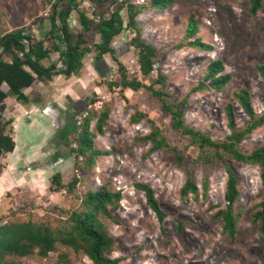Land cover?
Wrapping results in <instances>:
<instances>
[{"label":"rangeland","instance_id":"374dc122","mask_svg":"<svg viewBox=\"0 0 264 264\" xmlns=\"http://www.w3.org/2000/svg\"><path fill=\"white\" fill-rule=\"evenodd\" d=\"M53 1L0 0V36L24 27L26 33L50 45L52 39L48 37V32L51 28ZM149 1L133 0L139 6L147 5ZM249 3L250 0H176L166 9L145 7L136 19L142 27L143 40L157 47L158 58L151 74L144 76L136 70L137 64L133 63L139 59V50L131 45L135 32L128 27L113 41V45L123 43L116 51L117 59L111 54L101 59L97 57L94 45L100 41V35L94 24L85 30L80 22L79 10L85 11L89 17H95L98 9L89 0H78V6L69 18L70 31L74 34L85 32L92 51L86 54L83 66L77 73L79 77H84L82 81L78 80L77 87L83 89L82 98H89L87 103L102 104L98 110L91 108L90 115L104 106L111 107L105 133L97 131V116L90 122V129L96 133L95 147L108 154L100 155L91 169L80 172L82 179L76 188V196L65 189L56 191L51 182L58 170L64 183L73 179L76 173V155L73 151L67 149L66 156L59 163L55 156L37 163L47 168L42 178L32 176L35 171L30 172V169L33 170L36 165L30 164L26 171L31 179L39 180L36 187L24 182L21 175L25 171L22 172L19 165L13 167L8 153L0 155L1 175L10 172L12 181L10 187L0 192V219L6 220L16 213L23 217L33 214L62 220V217L67 216L65 211L79 208L78 197L108 183L113 190L122 194L120 206L113 212L114 219H105L116 239L115 250L110 254L120 259L119 264H262L264 240L260 238L251 216L262 199L260 166L227 156V161L238 176L241 191L240 202L236 205L237 231L235 236H229L223 230L222 221L214 217L217 207L226 205L228 174L225 165L221 162L194 165L198 147L174 129L171 114L164 109L161 100L148 87L122 90L119 84V62L132 78L137 77L146 85L153 83L159 75H164L163 83L154 84L167 93L168 102L189 96L185 123L210 134L215 140L225 139L230 130L224 107L233 100L235 91L248 88L256 112L261 114L264 111V79L257 68L258 65H264V1L257 14L250 13ZM113 7L114 4H110L104 13L108 15ZM122 15L127 22L125 9ZM191 15L199 23L195 37L212 48L199 49L189 44L194 39L187 37ZM52 41L58 44L57 40ZM63 50L62 45L59 50H53L46 58V63H56L57 68L62 69ZM4 57L11 60L8 53ZM105 59L108 64L104 69L98 70L92 65L93 61L99 64ZM215 59L224 62V73H231V80L222 91H194L193 88L204 79L207 65ZM86 66L91 71L86 72ZM4 89L7 90L8 86L4 85ZM10 98L6 99L2 121L6 132L13 137L14 116L11 112L16 102ZM136 111L147 117L134 123L132 117ZM248 119L237 105L238 125L245 126ZM155 126L159 130L158 137H165L185 155L184 164L192 169L199 186L203 176L209 175L208 191L203 194L200 188L198 200L192 195L187 198L181 196L180 190L188 174L178 165L173 151L150 150L152 143L144 137L153 132ZM263 142L264 125L246 136L242 141V149L249 152ZM139 182L149 184L155 190L167 215L163 223L148 206L145 193L136 188ZM56 257L57 252H51L45 259H39L37 255L27 256L23 264H55ZM74 262L94 264L83 253L74 255Z\"/></svg>","mask_w":264,"mask_h":264},{"label":"trees","instance_id":"16d2710c","mask_svg":"<svg viewBox=\"0 0 264 264\" xmlns=\"http://www.w3.org/2000/svg\"><path fill=\"white\" fill-rule=\"evenodd\" d=\"M96 9L95 17H89L83 10H79L80 22L89 29L95 25L100 35V41L94 45L97 57L103 58L111 54L115 59L116 49L113 41L126 27L135 32L131 39V45L138 48L139 61L142 66V74L149 76L154 70L155 60L158 58V49L147 43L142 38V27L138 25L137 15L145 7L169 8L176 0H150L147 5L139 6L133 0H89ZM264 0H250L249 11L252 14L263 7ZM110 4H114L112 11L106 15L104 10ZM78 6V0H54L51 5L50 22L51 28L48 37L58 41L45 45L44 41L38 40L33 34L26 33L24 27L7 32L0 36V155L12 152L16 142L10 133L6 132L2 121L6 109V99L14 96L19 101L27 102L28 96L24 90L32 86L37 80L51 78L59 72L66 76L77 74L82 66L83 59L92 48L87 44L85 32L74 34L70 31L69 18ZM126 10L128 20L125 22L122 11ZM199 31V23L194 15L189 18L187 37L194 38L189 41L192 47L199 49L212 48L211 45L195 37ZM60 45L65 49L61 52L64 67L59 70L56 63L46 67L42 61L49 58L53 50H59ZM11 55L7 60L4 55ZM121 80L119 84L122 90L131 88L139 90L148 87L153 95L157 96L166 111L171 114L174 129L187 136L190 143L199 149L194 165L200 163L212 165L221 162L225 165L228 178L225 189V207H217L214 217L223 223V230L229 236H235L238 225L236 205L240 202V182L235 170L227 161V156L234 160L260 166V178L262 182V199L255 206L251 214L254 224L257 226L259 236L264 240V142L249 152L242 149V141L255 129L264 125V111L258 114L252 103V94L248 88H241L233 93V100L229 101L224 111L228 119L230 134L223 140H215L208 133L198 130L185 123L184 115L189 105V96L174 102L166 100L167 93L155 84L164 82L165 76L159 75L150 85H146L137 77L132 78L125 66L119 62ZM264 79V65L257 66ZM204 79L194 88V91L204 89H216L222 91L232 78L231 73H224L225 65L221 59H215L207 65ZM113 83H111L112 85ZM117 84V83H116ZM4 85L8 89H4ZM264 101V97H263ZM237 105H239L248 121L245 126L237 123ZM111 113L110 106H104L102 110L94 111L82 123L74 121L71 126V151L76 155V173L72 180L64 183L60 172L51 178L56 191L65 189L68 193L76 196V188L82 177L80 172L91 169L98 157L108 154L107 151L95 147L94 138L96 133L90 129V122L97 116V131L105 133ZM147 117L138 111L132 117V121L139 122ZM158 127L145 136L144 139L152 143L151 151L166 149L173 151L179 166L183 167L188 177L181 187V196L187 198L192 195L195 200L199 199L200 188L206 194L209 187V175L205 174L199 186L195 181L192 169L185 166L186 157L181 154L176 145L170 144L165 137H158ZM81 159V161L79 160ZM0 168V176H1ZM136 188L146 195L148 206L156 214L160 223L167 217L162 209L153 187L146 183H136ZM80 206L77 209L68 210L67 216L62 220H55L49 216L37 217L33 214L26 216L13 213L8 219H0V264H23L27 256L37 255L39 259H45L51 252H57L55 264H75L74 255L85 254L94 264H119L120 259L111 256L115 250L116 239L111 233L105 219L113 220V212L120 206L122 194L113 190L108 183L102 184L96 190H88L78 197ZM183 224L180 223V227ZM264 264V257L262 258Z\"/></svg>","mask_w":264,"mask_h":264},{"label":"crops","instance_id":"0c3cea01","mask_svg":"<svg viewBox=\"0 0 264 264\" xmlns=\"http://www.w3.org/2000/svg\"><path fill=\"white\" fill-rule=\"evenodd\" d=\"M122 44L115 43L113 46L117 51ZM62 46L65 49V46ZM46 62V59L42 61L46 67L52 64ZM107 64L106 59L99 64L95 61L92 63L98 70L104 69ZM89 68L86 66L85 71H91ZM47 79V81L37 80L38 82L36 81L24 90L29 98L27 102L19 101L14 96L10 98L16 102L15 108L10 109L12 116H14L13 138L16 146L8 154L13 162V167L19 165L18 167L22 168L21 171H25L21 175L24 182H29L35 187L39 184V180L36 178H42L47 171L44 165L41 166L37 163L49 160L52 156H55L59 163L66 156V150L71 151V126L89 101L88 97L82 98L83 89L81 86L77 87L78 80L81 79L82 81L83 76L79 77V74L66 76L59 72ZM30 164L36 165L33 170L30 169V172L35 171L32 176L36 178L31 179L28 171H26L27 167L31 166ZM57 172L59 170L55 173ZM11 182V173H3L0 176V192L10 187Z\"/></svg>","mask_w":264,"mask_h":264},{"label":"built area","instance_id":"2783aa9c","mask_svg":"<svg viewBox=\"0 0 264 264\" xmlns=\"http://www.w3.org/2000/svg\"><path fill=\"white\" fill-rule=\"evenodd\" d=\"M134 62H135V64H137L136 70H138L140 73H142V66H141L139 59H137L136 61L134 60L133 63ZM132 72H134V71L132 70ZM101 107H102L101 103H95V102L94 103L93 102L87 103L86 107L84 108L82 113L77 118L78 123L79 124L82 123L85 118L90 116V112H91L90 109L91 108H92V110H98Z\"/></svg>","mask_w":264,"mask_h":264}]
</instances>
